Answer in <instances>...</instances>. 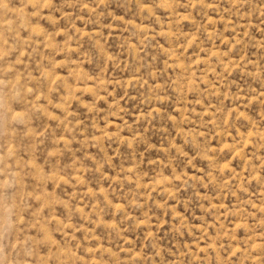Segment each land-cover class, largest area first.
Instances as JSON below:
<instances>
[{"label":"rangeland","instance_id":"1","mask_svg":"<svg viewBox=\"0 0 264 264\" xmlns=\"http://www.w3.org/2000/svg\"><path fill=\"white\" fill-rule=\"evenodd\" d=\"M5 3L0 264H264V0Z\"/></svg>","mask_w":264,"mask_h":264},{"label":"clouds","instance_id":"2","mask_svg":"<svg viewBox=\"0 0 264 264\" xmlns=\"http://www.w3.org/2000/svg\"><path fill=\"white\" fill-rule=\"evenodd\" d=\"M0 6L7 8V4L5 3V0H0ZM3 225L5 226H9L10 225V217L6 218L5 220H3ZM0 239H2V236H0ZM4 251V247L3 245H0V253H3Z\"/></svg>","mask_w":264,"mask_h":264}]
</instances>
